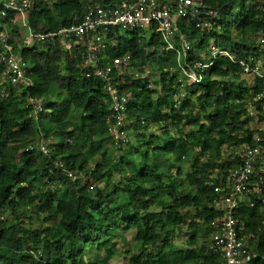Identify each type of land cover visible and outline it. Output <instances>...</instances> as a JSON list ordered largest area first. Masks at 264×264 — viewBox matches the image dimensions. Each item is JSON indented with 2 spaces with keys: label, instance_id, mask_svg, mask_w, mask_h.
Here are the masks:
<instances>
[{
  "label": "trees",
  "instance_id": "trees-1",
  "mask_svg": "<svg viewBox=\"0 0 264 264\" xmlns=\"http://www.w3.org/2000/svg\"><path fill=\"white\" fill-rule=\"evenodd\" d=\"M32 1L29 25L49 32L78 22L87 0ZM204 1L223 17L220 48L237 57L257 52L247 36L264 30V0ZM4 22L33 85H0V264H112L110 244L115 238L127 242L122 234L127 232L135 233L142 249L129 264H222L211 244L210 222L222 215L213 206L215 189L224 187L228 169L240 162L237 150L255 142L258 126L246 99L262 90V81L248 85L235 74L237 63L220 58L190 86L176 53L160 51L157 34L111 32L105 61L130 53L140 71L150 65L156 72L155 78H136L133 64L132 73L123 67L113 72L114 84L134 97L128 115L138 131L119 147L108 132L105 81L87 75L81 54L70 53L59 40L26 47L22 30L9 19ZM4 29L0 25V33ZM186 32L193 46L187 62L209 61L213 34L195 23ZM4 51L0 43V76L6 69ZM42 142L48 143L47 154ZM185 165L190 166L186 173ZM238 214L254 233L260 256L253 264H264L262 211L242 205ZM35 219L43 225L35 227ZM187 221L188 249H178L173 240ZM168 236L172 240L164 242ZM102 248L105 255L86 260L88 251Z\"/></svg>",
  "mask_w": 264,
  "mask_h": 264
},
{
  "label": "built area",
  "instance_id": "built-area-1",
  "mask_svg": "<svg viewBox=\"0 0 264 264\" xmlns=\"http://www.w3.org/2000/svg\"><path fill=\"white\" fill-rule=\"evenodd\" d=\"M1 2L0 25L5 28L0 33V43L5 50L1 59L6 69L0 76V85L5 82L26 87L33 85L28 63L8 42L9 30L4 22L6 19L21 30L28 31V35L23 36L26 47L59 40L63 48L70 53L77 50L81 54V64L87 69L88 76L93 75L105 81V90L109 97L108 132L114 144L119 147L128 145L138 135V131L128 115L134 97L114 84L113 72L123 67L130 69L132 73L133 64L136 68L134 75L140 78L152 74V67L146 65L140 71L137 64L133 63L130 53L117 56L112 61H105L103 52L107 47L106 36L111 32L118 30L120 33V30L125 29L140 30L146 36L157 34L163 43L160 51L176 53L178 68L190 86L201 82L203 72L213 67L220 58L237 63L239 69L235 72L236 75L242 78L245 75L252 76L255 78L254 84L258 79L262 81V90L246 99L247 111L250 116H254L258 126L255 142L252 146L240 147L237 150L240 162L228 169L224 187H216L213 206L221 210L222 215L210 222L212 248L223 258L224 264H250L258 255L252 242L254 233L250 232L248 222L240 217L238 212L242 205L258 207L264 216V30L247 36V42L258 47L257 52L248 57H237L234 52L222 49L216 43L217 37L224 29L223 17L204 0H117L114 4L87 0L85 12L78 22L49 32L36 31L29 25L34 7L32 0ZM192 23H195V27L213 34L210 38L215 40L209 46V61L201 60L191 64L187 62L193 46L186 29L189 30ZM111 42L116 44L114 39ZM182 96L181 93L177 99ZM29 102L38 111L42 110L40 103L35 99L31 98ZM178 105L179 103L176 104ZM41 150L47 154L48 143L42 142ZM67 174L73 180L77 179L74 171Z\"/></svg>",
  "mask_w": 264,
  "mask_h": 264
},
{
  "label": "rangeland",
  "instance_id": "rangeland-1",
  "mask_svg": "<svg viewBox=\"0 0 264 264\" xmlns=\"http://www.w3.org/2000/svg\"><path fill=\"white\" fill-rule=\"evenodd\" d=\"M0 2H1V0H0ZM240 9H241V6L239 4L236 7V11L239 12ZM120 33L128 35V33L126 32L125 29L120 30ZM22 35L27 36L28 31L26 29H22ZM150 36H151L150 34L147 35L148 38ZM210 40H211V43H213L215 39L210 38ZM151 72H152V78H155V76H153V74H156V72L152 71V69H151ZM243 78L246 80L248 85H254V83H255L254 77L245 75ZM157 88L160 89L161 87L157 86ZM224 151H225V153L227 152L226 146H224V148H223V152ZM189 168H190V166H188V165L183 166L184 172L186 173L189 170ZM190 212H194V209H191ZM30 216L33 217V216H35V214L30 213ZM33 225L35 227H41L43 225V223L41 220L37 221L35 219V221H33ZM182 226H183L182 227L183 233H182V235L174 238L173 244L178 249H188L187 241H188V236L191 234V229L189 228V221L185 222ZM122 234H125L127 236V242H124L121 238H115L114 241L110 244V247L113 251V255H112V259H111L112 264H129L131 255L139 254L142 250L141 248L137 247L134 232H127V233H122ZM168 238H169V236H168ZM168 238L164 242H166V241L168 242V240H172V238H169V239ZM204 243H205V240L203 239L201 241V244H204ZM105 252H106L105 248H102L100 251H97V252L88 251L85 255V258L88 262H93L96 258L105 255Z\"/></svg>",
  "mask_w": 264,
  "mask_h": 264
},
{
  "label": "clouds",
  "instance_id": "clouds-1",
  "mask_svg": "<svg viewBox=\"0 0 264 264\" xmlns=\"http://www.w3.org/2000/svg\"><path fill=\"white\" fill-rule=\"evenodd\" d=\"M211 226V225H210ZM256 252H257V257H255L254 259H253V261L250 263V264H253L254 263V261L260 256L259 255V253H258V251L256 250V249H254ZM222 264H224V262H222Z\"/></svg>",
  "mask_w": 264,
  "mask_h": 264
}]
</instances>
